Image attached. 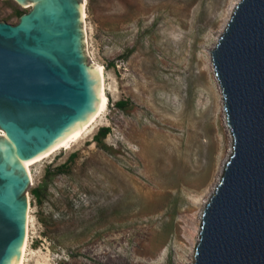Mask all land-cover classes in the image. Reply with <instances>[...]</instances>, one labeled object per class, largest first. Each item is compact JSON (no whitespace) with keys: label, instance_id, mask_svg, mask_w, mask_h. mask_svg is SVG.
Here are the masks:
<instances>
[{"label":"rangeland","instance_id":"1","mask_svg":"<svg viewBox=\"0 0 264 264\" xmlns=\"http://www.w3.org/2000/svg\"><path fill=\"white\" fill-rule=\"evenodd\" d=\"M237 1L86 0L107 106L30 165L25 264L193 263L199 231L189 233L232 152L211 50ZM29 9L0 0V21Z\"/></svg>","mask_w":264,"mask_h":264},{"label":"water","instance_id":"2","mask_svg":"<svg viewBox=\"0 0 264 264\" xmlns=\"http://www.w3.org/2000/svg\"><path fill=\"white\" fill-rule=\"evenodd\" d=\"M30 4L0 21V264H16L30 178L23 167L91 116L100 79L82 0ZM232 152L202 214L192 264H264V0H238L211 50Z\"/></svg>","mask_w":264,"mask_h":264},{"label":"bare ground","instance_id":"3","mask_svg":"<svg viewBox=\"0 0 264 264\" xmlns=\"http://www.w3.org/2000/svg\"><path fill=\"white\" fill-rule=\"evenodd\" d=\"M85 2L86 0L81 1V21H82V27H83L84 32H85L84 30L85 28L83 26V23H85L84 19L86 16V12H85L86 3ZM94 65L96 67V70H97V73H98V76L101 82H100L99 88L95 96L94 109L91 112V116L84 122V124L71 137L47 147L46 149H44L43 151H41L40 153L36 154L35 156L29 159L23 160V167L26 173L28 174L30 180H31L30 165L33 162H36L42 158L49 156L52 152H54L57 149H60L63 147H67V148L70 147L73 143H75L78 140V138H80L85 133V131L89 128V126H91L97 120V118L105 111L106 106H107V96L105 93V86H104L103 67L100 64L94 63ZM27 201H28V197H27ZM28 224H29V203L27 206L25 235H24L23 242L20 246V252H19V256L17 257L16 264H25V260L28 255V233H29ZM196 231H199V228L194 226V229H192L189 233L192 238H194V234Z\"/></svg>","mask_w":264,"mask_h":264},{"label":"trees","instance_id":"4","mask_svg":"<svg viewBox=\"0 0 264 264\" xmlns=\"http://www.w3.org/2000/svg\"><path fill=\"white\" fill-rule=\"evenodd\" d=\"M124 105H125V102L122 101V100L117 101L115 103V106H117L118 108H121V109H123ZM106 132H107V128H101L99 130V132L95 135L94 141H96L97 143H99L101 141V138L104 137V135L106 134Z\"/></svg>","mask_w":264,"mask_h":264}]
</instances>
